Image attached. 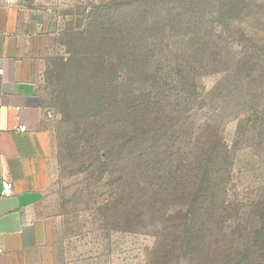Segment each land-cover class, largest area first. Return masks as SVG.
<instances>
[{"label": "trees", "instance_id": "obj_1", "mask_svg": "<svg viewBox=\"0 0 264 264\" xmlns=\"http://www.w3.org/2000/svg\"><path fill=\"white\" fill-rule=\"evenodd\" d=\"M252 1L80 0L74 11L62 13L63 27L54 33V41L66 54L57 61L79 62L82 70L75 77L78 82L73 90L69 85L74 73H65V64L54 71L60 105L63 95L65 105L78 101L74 108L93 120L97 115L93 104L105 119H113L109 121L117 132L112 133L115 140L107 158L114 155L129 170L121 183L122 196L129 194V214H137L138 205L160 208L162 218L169 213L171 221L165 218L168 225L149 220L141 225L155 227L159 247L186 264H264V187L247 200L233 194L238 164L264 168V73H257L264 56H256L257 47L245 25ZM228 38L241 46L240 51H227L224 41ZM138 62L146 66L175 62L179 80V66L185 67L191 84V112L201 107L209 111L198 125L192 117L186 142L183 129L175 135L169 127L173 122L180 128L183 116L179 112L172 117L160 111L131 113L126 116L128 123L120 126V105L115 101L133 100L136 92L152 95L145 88L132 87L130 78ZM110 69L116 75L115 87L124 93L113 95L98 81L101 72ZM201 70L223 73L206 93ZM158 73L154 72V77L161 79ZM152 84L156 87L158 81ZM232 88L244 91L246 100L242 111L236 112V129L229 143L224 137L223 115ZM224 89L227 94L222 96ZM162 100L167 99L163 96ZM112 102L116 108L111 109ZM123 131L129 135L124 134L126 143ZM169 139L168 147L165 142ZM239 152L244 153L241 160ZM153 154L157 160L151 162ZM173 155L176 165L166 175L164 160ZM135 194L140 202H135ZM115 204L122 206L121 201Z\"/></svg>", "mask_w": 264, "mask_h": 264}, {"label": "rangeland", "instance_id": "obj_2", "mask_svg": "<svg viewBox=\"0 0 264 264\" xmlns=\"http://www.w3.org/2000/svg\"><path fill=\"white\" fill-rule=\"evenodd\" d=\"M78 1L80 0H59L58 10L50 13L47 19L49 35L44 39L37 59V79L48 105L47 129L51 138V163L54 177L51 196L55 202L56 215H59L57 220L59 237L65 249L63 264H186L184 261L175 259V256H168L165 250L159 247L160 239L156 235L155 227L146 226L149 224L141 225L143 220H149L151 224L160 226L168 225L165 218L171 221L167 218L169 213L162 218L163 212L160 208L152 210L150 206L145 209L138 205L137 214L134 213V216L129 214L127 208L129 194L122 196L121 193V183L125 179V173L129 175V170L127 167L124 168L125 164L119 163L114 155L107 158L110 154L109 149L111 150L114 145L113 140L115 139L112 138V133L117 132V128L111 126L110 121L113 119H109L110 121L105 119L101 113L102 110L93 104L91 106L95 111L94 114H97L93 120L89 115H83L80 109L74 108L78 101L72 100V105H65L63 95V105H60L61 97H57L59 90L55 88L59 86L56 84L57 80L54 79V71L61 70L62 65L65 64V73H74L69 85L73 90L78 82L75 77H78V72L82 70L79 62L57 61V58L66 56V54L58 45L57 40H54L63 27L62 13L74 11V6ZM55 6L56 4L52 5V7ZM250 12V20L245 25L257 47L256 56L262 58L264 56V0H253ZM224 43L229 53H234L236 50L238 52L241 49V46L237 47V42L229 38L225 39ZM137 64L139 66L130 78L132 87L134 89L145 88L152 95L149 97L145 92H136L133 100L121 99V103L115 101L116 105H120V109H117L122 117L120 126L128 123L126 116L131 113L140 114L145 111L152 115L150 111H160L165 116L172 117L179 112L183 116L180 128L173 122H169V127L175 135V131L183 129L186 142L192 117L198 125L209 114V111L201 107L202 109L191 112L188 94V87L191 84L188 83L185 67L179 66L181 70L179 80L175 62H161L158 66H146L139 62ZM263 65L264 63L260 64L257 71L259 75L264 73ZM156 71H159L157 76L161 79L154 77ZM221 76L223 73L218 71L201 70L204 92L209 91ZM114 78L116 79V75L110 69L101 72L98 81L104 83L108 92L113 95L116 91L124 93L121 88L115 87ZM153 81H158L156 87L152 84ZM92 86L95 88L96 83H92ZM227 91L231 90L227 89ZM96 93L97 90L94 98L98 103L99 98L96 97ZM226 94L224 89L221 95ZM163 96L167 100H162ZM245 100L246 93L237 92L234 88L225 99L224 137L229 143L236 129V118H238L236 112L242 111L241 106ZM128 104L135 106H128ZM113 107L117 106L112 102L111 109ZM122 133L125 142L124 134L128 137L129 135L125 131ZM170 140L165 142L168 147ZM129 142L131 143V140ZM100 149L104 152L101 151V158H98ZM242 154L244 153L239 152L238 159L243 158ZM175 157L173 155L164 160L166 175L171 174L173 166L176 165ZM156 160L153 154L151 162ZM237 167L239 171L236 170L233 175V194L241 200H247L255 194L256 190L264 187V168L244 164L242 166L238 164ZM133 198L135 202H140L137 194ZM117 201H121L122 206L116 205ZM117 210L119 214L115 215ZM156 219L159 222L155 223ZM169 240L166 241L169 242Z\"/></svg>", "mask_w": 264, "mask_h": 264}, {"label": "crops", "instance_id": "obj_3", "mask_svg": "<svg viewBox=\"0 0 264 264\" xmlns=\"http://www.w3.org/2000/svg\"><path fill=\"white\" fill-rule=\"evenodd\" d=\"M59 0L0 4V264H63L46 97L37 79L47 19ZM56 4L55 7L52 5ZM25 127L20 131L19 127ZM11 184L1 196V181Z\"/></svg>", "mask_w": 264, "mask_h": 264}, {"label": "built area", "instance_id": "obj_4", "mask_svg": "<svg viewBox=\"0 0 264 264\" xmlns=\"http://www.w3.org/2000/svg\"><path fill=\"white\" fill-rule=\"evenodd\" d=\"M15 2V0H0V4L5 5V6H9L11 4H13ZM2 73V69H0V74ZM20 131H24L25 127H19ZM1 186H2V191H1V196L3 197H10L12 194V188H11V184L9 181L7 180H3L1 181Z\"/></svg>", "mask_w": 264, "mask_h": 264}]
</instances>
